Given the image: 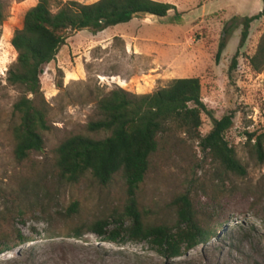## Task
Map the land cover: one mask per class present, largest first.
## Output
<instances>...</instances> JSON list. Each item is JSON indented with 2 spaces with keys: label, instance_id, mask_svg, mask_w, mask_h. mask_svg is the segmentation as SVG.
Returning <instances> with one entry per match:
<instances>
[{
  "label": "rangeland",
  "instance_id": "rangeland-1",
  "mask_svg": "<svg viewBox=\"0 0 264 264\" xmlns=\"http://www.w3.org/2000/svg\"><path fill=\"white\" fill-rule=\"evenodd\" d=\"M37 1L0 0V241L11 247L0 255V264H264V161L256 158L247 138L264 133V68L256 72L250 65L264 16L250 25L237 67L228 72L242 19L259 13L261 0H154L175 7L168 20L146 15L99 33H67L40 76L50 126L44 147L18 163L10 129L12 106L21 93L6 82V72L17 56L11 38ZM69 1L97 0H57L51 2L52 11ZM175 13L177 22L172 21ZM220 43L225 47L216 61ZM183 78L199 80L201 100L215 120L233 114L225 139L246 174L225 171L183 135L160 141L136 193L145 223L174 226L172 202L185 195L198 223L217 235L167 261L147 243H109L89 231L97 220L121 213L123 179L115 174L103 187L86 173L75 184L62 182L56 148L71 135L92 136L86 125L97 118V102L110 91L151 94ZM201 121L204 136L212 122L205 114ZM76 230L84 233L81 238L72 237ZM18 233L30 241L19 245Z\"/></svg>",
  "mask_w": 264,
  "mask_h": 264
},
{
  "label": "trees",
  "instance_id": "trees-1",
  "mask_svg": "<svg viewBox=\"0 0 264 264\" xmlns=\"http://www.w3.org/2000/svg\"><path fill=\"white\" fill-rule=\"evenodd\" d=\"M55 1L38 0L25 13L21 28L14 32L10 41L17 56L6 72V82L21 93L12 106L14 121L10 129L14 142L13 157L18 163L44 147L43 135L50 126L48 105L40 91V76L43 67L54 61L67 33L82 30L99 33L146 15L164 21L168 20L170 11H175L173 5L154 0H97L91 4L58 3L54 12L51 2ZM261 2L259 13L242 19L238 49L228 72L237 67L239 50L247 41L250 25L264 16V0ZM178 19L179 14L175 13L172 21ZM3 21L0 4V24ZM224 33L228 35L226 30ZM224 47V43L219 44L216 61H219ZM250 65L256 72L264 68V32L250 58ZM96 113L97 118L86 125V131L92 136L76 134L64 139L56 148L55 162L59 180L68 184L77 183L86 173L103 187L115 174L120 173L123 179L126 200L121 213L97 220L89 231L109 243H147L167 261L178 259L214 239L217 235L213 229L202 227L196 220L187 196L181 195L173 200L177 220L170 227L146 224L136 193L160 141L177 134L197 141L199 148L225 171L245 176L244 166L225 139V132L232 126L233 114L215 120L201 100L197 78L175 79L167 87L145 95L112 90L97 102ZM202 114L212 122L211 130L204 136L199 131ZM247 138L249 144L253 142L252 152L263 162L264 133L248 134ZM75 206H72L73 210ZM83 234L76 230L72 237L81 238ZM17 239L19 245L30 241L20 233ZM9 250L11 247L0 241V255Z\"/></svg>",
  "mask_w": 264,
  "mask_h": 264
}]
</instances>
